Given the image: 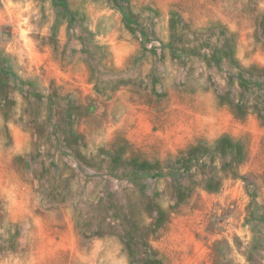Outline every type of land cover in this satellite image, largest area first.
I'll use <instances>...</instances> for the list:
<instances>
[{"label": "rangeland", "instance_id": "374dc122", "mask_svg": "<svg viewBox=\"0 0 264 264\" xmlns=\"http://www.w3.org/2000/svg\"><path fill=\"white\" fill-rule=\"evenodd\" d=\"M0 264H264V0H0Z\"/></svg>", "mask_w": 264, "mask_h": 264}]
</instances>
